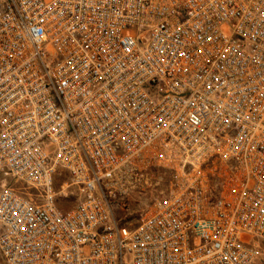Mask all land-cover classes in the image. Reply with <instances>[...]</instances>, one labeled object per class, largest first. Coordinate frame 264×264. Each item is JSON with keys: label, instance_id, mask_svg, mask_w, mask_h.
I'll use <instances>...</instances> for the list:
<instances>
[{"label": "built area", "instance_id": "obj_1", "mask_svg": "<svg viewBox=\"0 0 264 264\" xmlns=\"http://www.w3.org/2000/svg\"><path fill=\"white\" fill-rule=\"evenodd\" d=\"M263 244L264 0H0V264H255Z\"/></svg>", "mask_w": 264, "mask_h": 264}, {"label": "rangeland", "instance_id": "obj_2", "mask_svg": "<svg viewBox=\"0 0 264 264\" xmlns=\"http://www.w3.org/2000/svg\"><path fill=\"white\" fill-rule=\"evenodd\" d=\"M155 173L159 177L161 183L159 188L150 190L147 193H134L129 199V213L130 215L125 221L129 226H135L142 214L149 208L157 198L160 189H163L166 183V175L164 171L155 169ZM54 187L61 193V197L58 201V206L63 211H69L74 209L82 199L80 190L72 185L70 176L63 170H57V173L53 179ZM7 185L16 189L26 197L34 198L37 200L39 191L26 185L21 181H15L13 178H8ZM119 219L122 218V213L118 210ZM262 247V254L255 264H264V244Z\"/></svg>", "mask_w": 264, "mask_h": 264}]
</instances>
